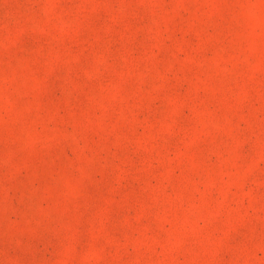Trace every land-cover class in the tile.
I'll use <instances>...</instances> for the list:
<instances>
[{
	"label": "rangeland",
	"instance_id": "1",
	"mask_svg": "<svg viewBox=\"0 0 264 264\" xmlns=\"http://www.w3.org/2000/svg\"><path fill=\"white\" fill-rule=\"evenodd\" d=\"M0 264H264V0H0Z\"/></svg>",
	"mask_w": 264,
	"mask_h": 264
}]
</instances>
